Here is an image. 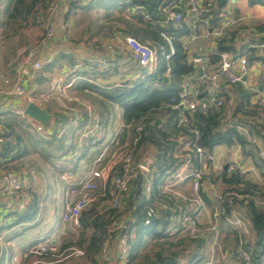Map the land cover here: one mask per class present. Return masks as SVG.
Masks as SVG:
<instances>
[{
    "label": "trees",
    "instance_id": "16d2710c",
    "mask_svg": "<svg viewBox=\"0 0 264 264\" xmlns=\"http://www.w3.org/2000/svg\"><path fill=\"white\" fill-rule=\"evenodd\" d=\"M247 1L250 6L264 7V0ZM227 2L228 0H214V11L211 14L218 16ZM45 3L46 0H0V5L4 6L2 11L6 19L1 23L5 37L16 35L29 19H36L37 15L42 17ZM162 4L164 0H89L85 5H79L77 2H72L70 5L67 15L72 13L75 15L74 25H86V31L90 32V37L94 39L92 46H98L102 40H112L119 32H122L140 43H149V47L157 52L159 62L150 74H142L136 81L121 86H101L84 79H77L75 84L73 83L79 93L78 99L84 103H90L91 106L96 105L95 111L104 124L110 117L107 104L118 108L119 118L124 124L118 137V146L122 147L123 152L129 153L148 144L153 147L155 153L149 172L140 175L131 184V195L122 205V208L127 205L126 211L123 212L122 208L104 210L100 204L104 198L98 196L91 207L81 213L78 224H71L70 231L75 230L77 235L67 238L59 246L55 244V247L58 246L56 251L59 249V253L66 257L74 259L82 256L83 261L99 264V248L106 236L107 228L123 216L127 219L124 220L126 229L115 235V243L119 246L121 241L125 240L128 246L125 264H179L173 249L187 244L188 241L195 242L196 240L187 238L177 241L175 236H170L168 230L172 223L171 218L178 212L173 214L157 208V202L163 200L160 193L163 177L168 171L178 167V160L173 155L180 144L179 138L187 137L195 140L193 132L197 131V145L209 153L220 145H238L245 154L254 153L256 150L258 153V149L247 142L238 130V126H246L251 135L260 136L261 130L264 129V106L260 104L249 106L251 93L247 90L240 96L241 101L244 102L236 106L230 123L223 121L222 111L213 110L210 107L206 111L185 113L187 118L185 126L178 125L179 112L171 107V101L176 98L182 88V80L195 73L196 66L189 62L188 55L177 41L185 31L182 24L176 27L161 22L159 7ZM134 7H138L139 11L132 14L128 11L126 19L123 14ZM144 15H148L152 20L145 21ZM115 26H120L122 29L116 30ZM257 32L264 34V27H259ZM161 33L172 38L174 55L168 61L165 60V54L169 52V45L162 38ZM226 37L216 39V48L214 55L210 57V63L216 64L221 53L233 52V36L231 34L229 39ZM261 41L264 42V36L261 37ZM257 52L255 48L247 50L248 61L250 63L260 61L264 65V58L258 56ZM63 59L64 57H59L57 63L60 64L59 61ZM67 62L71 63V61ZM87 118L86 109L82 108L79 126H69L63 129L68 117L60 115L59 122L62 123L60 133L55 127H49V133L45 138L29 124L26 125L23 121L8 114L7 118L2 121V127L6 133L0 134V138L10 140L0 144L2 148L0 157L4 161V170L17 171L16 167L6 166L15 159H20L22 162L28 161L37 168L47 161L60 171L67 169L79 177L77 174L83 171L82 166L89 165L93 161L94 154H90L89 149L99 144L90 140H82L80 143ZM141 123L145 124V127L138 132L137 127ZM17 130L19 133L16 132ZM29 149L32 150L30 155ZM55 160L62 161L63 165L56 167ZM194 165H198L196 160H194ZM220 181L223 194L234 192L238 196L229 203L226 198L223 204L224 217H227L235 206L244 207L255 236L254 245L251 247L247 243L246 247L253 262L264 261V183L253 184L237 170L230 175L225 170H221ZM146 182L150 183L152 191L149 201L144 195ZM30 197L31 201L24 211L9 214V218L15 219L11 226L31 223L35 220L41 196L38 193H32ZM52 220H56V216ZM131 221L134 223L131 224ZM9 226L0 227V232ZM46 227L39 234L42 240L52 231V225L49 228ZM149 244L156 245V248L160 250L154 254H143L142 251ZM200 247L201 243H196V248ZM163 250H169L170 255L166 257ZM114 251L113 254L117 255L115 261L122 263L117 249L114 248ZM48 254L54 255L53 252L48 251L40 257H49ZM60 254H55L54 262L58 261L57 257ZM200 257L195 256L189 264H199Z\"/></svg>",
    "mask_w": 264,
    "mask_h": 264
},
{
    "label": "crops",
    "instance_id": "0c3cea01",
    "mask_svg": "<svg viewBox=\"0 0 264 264\" xmlns=\"http://www.w3.org/2000/svg\"><path fill=\"white\" fill-rule=\"evenodd\" d=\"M72 2H77L79 5H85L89 2V0H62L60 9L56 13L53 20L56 30L54 39L46 44V46L38 48L35 53L31 52V48L35 47L38 41H35L36 43L29 42L27 32L30 30L33 23L40 22V24H42V17L37 15L36 19H29L28 23H24L16 35L5 37L4 28L1 25V23L6 21L2 11L4 6L2 4L0 5V7H2L0 9V134L4 135L6 133L2 127V121L7 118L8 114L16 117L17 119L21 118L19 119L20 121L27 119L28 122H26L31 126V128H33L31 121L29 120L30 118L17 116L10 112V108L13 107L23 108L26 100L30 97H33L35 99V103L45 109L51 116L50 124L47 126L55 127L60 133L62 125V123L59 122L60 115L68 117L65 126L63 125V129L69 126H79L82 118V108L86 109L87 107H91L94 114L98 116V113L95 111L96 105L91 106L90 103H84L78 99L79 93L76 88H74V82L77 79H84L97 85L111 87L121 86L122 84L136 81L142 74H150L148 70L139 66L138 63L128 60L129 52L126 50V52L119 54L113 59L112 65L108 69L101 70L97 68L98 70H94L95 67H86L81 69V72L79 71V73H77V76L79 77L71 82L70 87H65L67 83L70 82L69 79L64 78L65 74L68 73L69 68L73 64H86V61L94 58L111 59L107 45H114V39L117 36L125 35L122 32H119L112 40H102L98 46H92L94 39L92 40L90 32L86 31V25H74L73 20L75 19V15H73V13L69 16L67 15ZM128 11L131 14L134 13L132 8H130L123 14L125 17L128 15ZM212 11H214V7ZM233 14L244 16L245 23L235 29H232L229 32L230 34L228 33L229 36L226 38H231L230 35L232 34V45L234 47L233 52L228 53L233 56H241L245 54L248 60L247 50L254 49L251 48V46H256L255 49L258 51V56L264 58V42L261 41V37L264 36V34H259L257 32L259 27H264V7L260 5L250 6L247 0H228L227 4L220 10L218 17ZM182 26L185 28V31L182 35H180V37H178L177 41H179L182 47H188V51L185 52L188 55V60H193V55L200 56L201 58L197 60H200L201 63L210 65V69H212L215 66V63H210V57L213 56L215 52L216 38L204 37L201 33V24L199 22H195L193 19L185 20V22L182 23ZM115 28L116 30L122 29L120 26H115ZM73 29H76L77 31L79 30V33L84 32L85 34H88V36H82L80 37L79 42H75L71 38ZM76 30H74V33L79 36V33H77ZM6 41H10L9 45L5 44ZM14 43H16V45H13ZM8 49L12 52L9 56L6 53ZM22 52L23 57L30 54L34 61L43 62L48 58L52 59L51 64L45 66L40 74H36L30 69H25V71L21 74L22 85L27 90V95L25 96H19L12 93V88L17 80V76L13 75L8 70V64ZM59 57H64L62 61H59L60 64L57 63ZM67 61H71V63L69 64ZM194 64L196 66L195 73L192 76L183 79L181 83L182 86H188V88L194 93L195 98L199 101H205L211 96H216L217 99H222L224 107L219 109V111H222L223 114L228 111L233 114L236 106L241 105L244 102L241 101L240 96L246 92L245 86L239 84L233 92L223 89L208 78H199L197 75V68L200 66V63ZM249 65L251 73L245 80L246 85H257L258 89L264 92L263 63L260 61H253L252 63L249 62ZM152 71L153 70H151V72ZM6 78L10 80L9 84L4 83ZM35 84L38 85L37 89H34ZM59 84L61 86H59ZM57 86H59V89ZM230 96H232V103H229ZM93 97H95V95H93ZM256 104L257 95L251 93L249 106L252 107ZM107 108L109 109L110 117L105 124L98 116L102 124V129L106 135L103 147L106 146V144H109L116 136L119 137L121 129L124 128L123 121L119 118L120 115L118 108L116 106H111L110 104H107ZM211 108L216 110L213 106H211ZM71 112L77 114L78 117L75 118ZM114 126H117L116 129H114ZM242 127L250 131L246 126H238V128ZM16 132L19 133L18 130ZM40 135L47 138L46 134ZM256 137L260 140V147L264 149V129L261 130L260 136ZM4 141L10 140L7 138H0V144ZM145 146H147L146 151L144 149ZM28 151L30 155L32 150L29 149ZM134 152L136 153L138 159L142 161L149 157L153 158L155 153L153 147L148 144L143 145ZM213 152L215 153L217 164L219 166H223L222 170H225L224 167L227 162L235 161L239 165L240 173L244 174L246 180L252 182L253 184L264 183V164L260 161L257 150L254 153L245 154L242 148L238 145H220L216 147ZM1 153L2 148L0 147V156ZM34 154L37 155L36 152H34ZM29 159L31 158L29 157ZM94 159L95 157L92 161V168H89V165L85 164L82 166L83 171L77 174L79 177L73 174L75 179L82 178L94 168ZM41 160L43 161L42 158ZM0 162L1 172L4 170L2 169L4 161L1 157ZM55 162L56 167L63 165V162L60 160H55ZM9 165L17 168V171H13L15 173L18 172V175L34 179L35 182L32 189L24 191L21 194H16L12 197H7L2 193V184L0 183V227L10 225L0 232V264H29L33 258H37L35 255L27 254L30 247L36 245H47V243L54 247L55 244L59 246L60 237L57 235H63L66 230V225L62 222L64 201L63 196H61V192L64 188V182L62 181L61 176L67 169L60 171L58 168L50 165L47 161L44 162L41 167L37 168L30 162H22L20 159L13 160V162H10ZM220 172L221 170H215L200 189V197L205 203L206 208L195 216V218H197L198 228L201 230V237L195 242L201 243V247L197 249L195 242L188 241L187 244L173 250L175 251V255H177L176 258L178 259L179 264H189L190 260L195 258V256H201V262L199 264H238L234 253L238 239L243 237L246 244H250L251 247L255 243V236L251 230L250 220L244 207L241 205L234 207V215L238 219L244 220L245 230H243L242 227H230L225 222L223 216L218 219L219 221L215 224L216 226L214 225V229H212V231L209 230L213 209L215 206L219 207L218 202L214 199L217 188L210 185L213 183L215 185L222 186L220 181ZM56 180L58 181V186L54 187L52 190V183ZM184 188L185 190H188L189 185L185 184ZM29 193H38L41 196L39 210L35 220L31 223L14 224L11 226L15 219L9 218V214L18 211L17 207L21 197L26 196L30 203L31 197ZM220 205L221 208L224 209V206H222V204ZM54 216H56V220H52ZM50 225H52V231L50 234L46 235L44 240H42V238L39 237L40 232H43V229L46 226V228H49ZM67 225V228L70 231L72 226L70 223ZM70 233L66 235L73 238V235ZM175 237L177 241L187 239L182 233L175 235ZM159 250L160 249L155 248L152 251H142V253L154 254ZM163 252L166 257L170 255L169 250H163ZM113 253H115L114 249L112 250V257L109 264L126 263V261H124L125 263L116 262L115 260L117 255L115 256ZM41 259V264H50L54 263V259L56 258L55 256H49Z\"/></svg>",
    "mask_w": 264,
    "mask_h": 264
},
{
    "label": "built area",
    "instance_id": "2783aa9c",
    "mask_svg": "<svg viewBox=\"0 0 264 264\" xmlns=\"http://www.w3.org/2000/svg\"><path fill=\"white\" fill-rule=\"evenodd\" d=\"M62 0H46L44 14L42 15L43 34L38 40L35 47L31 48V52H37L38 48L46 46L56 35L55 26L53 23L56 13L60 9ZM214 0H164V4L159 7V15L164 24H171L178 27L187 19H193L195 22L201 24V33L204 37L223 38L228 33L240 25L245 23V18L242 15H227L223 17H213ZM134 13L139 11L138 7L132 8ZM145 21L152 19L148 15H144ZM163 39L169 45V52L165 54V60L168 61L174 55V48L172 46V38L166 34L161 33ZM264 47V46H263ZM256 48V46H251ZM108 52L111 59L98 58L86 61V64L75 63L70 68L68 73L65 74L66 79L70 82L65 87H70L71 82L77 79V73L86 67H95L101 70L108 69L112 65V61L119 54H123L126 50L129 52L128 60L138 63L139 66L148 70H154L159 62L158 54L152 50L149 45L140 43L138 40L131 36H117L114 39V45H107ZM183 51L187 52L188 47L183 46ZM33 57L29 54L23 57V52L14 58L8 64V70L13 75L17 76V80L12 88V93L19 96L27 95L26 88L22 85L21 74L25 69H30L36 74H40L44 67L51 64L52 59L40 62L34 61ZM191 63H200L203 70V77L212 80L218 84L219 87L228 91L236 90L239 84L245 86V90L257 95V104L264 106V92L258 89L257 85H246L245 80L251 73L250 65L245 54L241 56H233L229 53H221L218 62L210 69V65L201 63L200 60H190ZM169 71V69H168ZM5 84H9L10 80L5 79ZM60 83V82H59ZM59 86H61L59 84ZM59 86L57 88L59 89ZM38 85H34L37 89ZM232 96L229 97V103H232ZM27 104H35V99L32 97L26 100ZM171 107L178 110L179 121L178 125L185 126L187 118L185 113L193 114L197 111H206L211 106L219 110L224 107L222 99H217L216 96H211L205 101H199L195 98L194 93L184 85L177 94V97L172 99ZM41 108V107H40ZM10 112L17 116L26 117L24 115V107L10 108ZM87 121L81 133L80 143L82 140H90L93 143H103L106 135L102 129V124L99 117L94 114L91 107L86 108ZM72 113V112H71ZM75 118L77 114L72 113ZM232 113L229 111L224 114V122L230 123ZM31 125L33 129L39 134H48L49 127L36 122L32 119ZM145 127L141 123L137 127L140 132ZM241 134L245 137L246 141L254 145L258 149V157L264 164V149L260 147V140L258 137L253 136L249 131L242 127L238 128ZM194 139L191 140L187 137H180V144L176 147L173 157L178 160V167L172 171H168L163 177V182L160 187V193L163 197L161 202H157V208L161 211H168L176 214L171 220V226L168 230L170 236H175L182 233L190 240H197L201 237V230L198 228L197 218L195 216L206 208L205 203L200 197V189L202 185L209 179V176L215 170H222L223 166H219L216 162L215 153H209L205 149L197 145L198 132L194 131ZM184 138V139H183ZM119 138L116 136L109 144L102 148L101 153L94 159V168L91 169L85 176L80 179H75L71 171H64L61 179L64 182L61 196H63L64 210L62 213V222L64 224H78V219L81 213L95 202L98 196L104 198L101 207L111 210H120L123 202L128 200L131 195V184L140 176L149 172L141 165L136 153L131 151L129 153L123 152L122 147L118 146ZM194 160L198 165H194ZM228 175L240 171L239 165L235 161H229L225 164ZM34 179L22 177L14 171L4 170L0 172V183L2 184V193L7 197H12L16 194H21L24 191L32 189ZM189 185L188 190H185L184 185ZM210 186L216 187L214 199L218 202L219 207H214L212 213L211 225L209 230L214 229V225L218 223V219L225 215L223 206L227 198L229 203L233 198H238L234 192L223 194L222 186L211 184ZM219 190V191H218ZM150 183L146 182L144 195L146 200H150L151 196ZM28 199L26 196L20 198L18 204V211H23L28 206ZM225 222L232 228L242 227L245 230L244 220H240L234 215V208L230 210V214L224 217ZM126 217L116 219L112 222L106 231V236L99 248V264H108L112 257V250L117 248L119 259L124 262L128 251V246L124 241L116 247L115 235L126 229ZM134 221H131L133 224ZM216 226V225H215ZM245 233V231H244ZM217 243V241H216ZM54 246L36 245L28 249V255L42 256L48 251H55ZM80 255L81 252H78ZM235 257L238 264H264V261L255 263L249 253L246 242L243 237L237 241L234 250Z\"/></svg>",
    "mask_w": 264,
    "mask_h": 264
},
{
    "label": "rangeland",
    "instance_id": "374dc122",
    "mask_svg": "<svg viewBox=\"0 0 264 264\" xmlns=\"http://www.w3.org/2000/svg\"><path fill=\"white\" fill-rule=\"evenodd\" d=\"M2 7H0V9H1ZM73 18V17H72ZM74 30H76V29H73L72 30V33H71V38H72V40L73 41H75V42H79V39H80V37H87L88 36V34H85L84 32H81V33H79V30L77 31L76 30V32L77 33H79V36L77 35V34H75L74 33ZM42 34H43V26H42V24H40V22H38V23H33L32 25H31V27H30V30L27 32V35H28V39H29V42H37L38 40H40L41 39V37H42ZM17 41V40H16ZM15 41V42H16ZM9 42L10 41H6L5 42V44H8L9 45ZM35 42V43H36ZM13 45H16V43H14ZM5 47V46H4ZM6 53H7V55L9 56V54H11L12 52H11V50L10 49H8L7 51H6ZM4 57H6V56H4ZM11 58V57H10ZM9 58V59H10ZM19 119H21V118H19ZM28 122V120L27 119H24L23 120V122L24 123H26V125L28 124L27 122ZM117 127V126H116ZM116 127L114 126V129H116ZM112 130V129H111ZM102 148H103V143H101V144H98V145H96V146H92L90 149H89V152H90V154H94V157H96V156H98L100 153H101V151H102ZM144 149H145V151H146V149H147V146H145L144 147ZM145 151H143V152H145ZM92 165H93V162L91 161L90 163H89V168H92ZM6 166H9L10 167V165L8 164V165H6ZM12 167V166H11ZM5 167L3 166L2 167V169H4ZM18 173V172H17ZM58 186V181L56 180V181H54L53 183H52V190H53V188L54 187H57ZM100 204H102V201H101V203ZM127 210V205H124L123 206V208H122V211L124 212V211H126ZM122 218H123V216H122ZM66 225V230L64 231V234L63 235H61V234H59V235H57L58 237H60V239H59V241H60V245L61 244H63V242H65L66 241V238H72V237H69V236H67L66 234H68V233H70V234H72L73 235V237H75L76 235H77V233H76V231H74V232H72V231H69V229L67 228L68 227V225L67 224H65ZM63 237V238H62ZM58 239V238H57ZM47 245L48 246H51L49 243H47ZM156 248V245H154V244H149L143 251H152L153 249H155ZM55 249L57 250V247H55ZM51 251V252H53V254L54 255H50V254H48V255H50V256H56L55 254H60L59 253V249H58V251ZM173 250H175V249H173ZM35 256H37V258H33L32 259V261L29 263V264H41V261H42V259L41 258H43V257H38V255H35ZM41 259V260H40ZM57 262H54V263H50V264H91V262H87V261H83V259H82V256L81 257H75L74 259H72V258H70V257H66L65 255H62V254H60V255H58V257H57ZM124 261H126V258H125V260ZM52 262V261H51ZM125 263V262H124Z\"/></svg>",
    "mask_w": 264,
    "mask_h": 264
},
{
    "label": "water",
    "instance_id": "95a60500",
    "mask_svg": "<svg viewBox=\"0 0 264 264\" xmlns=\"http://www.w3.org/2000/svg\"><path fill=\"white\" fill-rule=\"evenodd\" d=\"M193 58L194 59H200L201 57L200 56H196V55H193ZM197 75L199 78H204L203 77V70L202 68L199 66L197 68ZM24 115L36 122H39L41 124H44V125H48L50 124V121H51V116L46 112L45 109L43 108H40L39 106L35 105V104H27L25 103L24 104ZM222 131V130H221ZM153 163V158L149 157V158H146L144 159L142 162H141V165L145 168V169H149L150 166L152 165ZM224 169H226V166L224 167Z\"/></svg>",
    "mask_w": 264,
    "mask_h": 264
}]
</instances>
